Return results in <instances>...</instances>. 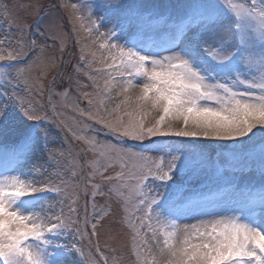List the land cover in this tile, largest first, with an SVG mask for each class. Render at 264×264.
Masks as SVG:
<instances>
[{
  "label": "snow or ice",
  "instance_id": "1",
  "mask_svg": "<svg viewBox=\"0 0 264 264\" xmlns=\"http://www.w3.org/2000/svg\"><path fill=\"white\" fill-rule=\"evenodd\" d=\"M71 10L74 28L93 37L81 59L90 54L88 66L106 73L97 95L118 90L114 111L126 109L115 120L76 110L140 142L77 137L105 162L93 161L89 176L122 202L135 264H264V0H89ZM0 19L9 31L16 24L6 6ZM43 24L38 16L26 26L27 47L16 24L19 49H0V264H108L98 245L87 256L80 246L107 214L96 210L101 184L40 178L53 157L52 125L64 124L51 93V115L28 98L43 91L25 75L30 53L46 47ZM209 139L226 143L210 149L201 142ZM115 164V176L100 171Z\"/></svg>",
  "mask_w": 264,
  "mask_h": 264
},
{
  "label": "rangeland",
  "instance_id": "2",
  "mask_svg": "<svg viewBox=\"0 0 264 264\" xmlns=\"http://www.w3.org/2000/svg\"><path fill=\"white\" fill-rule=\"evenodd\" d=\"M88 2L89 0H0V13L4 11L6 6L11 18L23 29V42L26 47L27 42L34 38L32 31L26 26L31 25L38 14L44 16L42 27L46 32L47 39L38 40V44H45L46 47L43 53L40 52L39 47L30 53L31 60L35 63H33L31 70L25 73L29 80H39L43 85V91L42 94H38L33 90L32 95L28 98L38 102L43 106V110L51 115L52 110L49 104L51 93V103L55 105L57 114L56 119L63 121L64 124L59 127L56 124L52 125L54 142L50 147L53 157L44 164L46 171L40 178L51 181L53 185H59L61 180L81 185L86 184L88 180H91L92 183L101 184L105 195H98L95 198L97 213L101 208L107 212L97 227L101 247L111 262L115 257L117 264H135L133 233L128 222L124 219L126 214L122 208V202L109 192L108 183L104 182L100 175L89 176V173L93 172L91 163L101 158L98 152L92 151L88 144L77 138L80 136L95 137L96 141L101 144H120L123 141L121 146L124 147L140 143L126 137L117 138L103 123H98L96 119H89L87 115H80L79 111L76 110L78 107V109L85 110L86 113H98V118L103 117L105 120H115L118 115H123L126 111L123 105L119 111H114L122 100L121 96L116 95L118 90L106 94L110 97L107 99L104 98V93L97 95L96 84L103 88L106 73L94 70L102 67L99 63H93L91 67L88 66V62L92 59L90 54H86L85 59H81L82 49L88 53L86 45L92 44L93 37L81 30L79 24H76L74 28V14L71 5L87 4ZM76 14L86 16L87 10L81 9ZM16 24H13L11 31H9L8 25L0 19V40L5 37L8 38L5 44L0 45L4 55H7L9 51L19 49L17 38L20 36V32L17 30ZM85 24H87L86 21ZM92 48L97 50L98 54H102L97 46L93 45ZM89 76L93 79H89ZM23 88L24 86L21 84V94L25 95ZM90 99L93 100L92 105L88 102ZM101 99H103V107L100 106ZM127 111H131V107ZM165 139L175 141L193 138L168 137ZM201 142L207 144L210 149L221 143H226L212 139ZM144 143H148L147 139ZM74 144L82 148L80 149L82 154L74 149ZM40 162L44 163V160ZM103 163L105 162L101 159V164ZM119 170L118 164L109 167L107 171L103 167L100 168L104 176H115ZM73 171L76 172L75 176L72 175ZM59 199V197L56 198V200ZM85 201L86 197L82 198L78 204L81 213H83ZM59 208L60 205L57 203L56 210ZM65 211H67L66 208ZM93 223H95L94 219ZM80 246L86 256L89 251L92 252L89 236L80 242ZM101 264H103L102 261Z\"/></svg>",
  "mask_w": 264,
  "mask_h": 264
},
{
  "label": "bare ground",
  "instance_id": "3",
  "mask_svg": "<svg viewBox=\"0 0 264 264\" xmlns=\"http://www.w3.org/2000/svg\"><path fill=\"white\" fill-rule=\"evenodd\" d=\"M189 223H191V222H194V221H188Z\"/></svg>",
  "mask_w": 264,
  "mask_h": 264
}]
</instances>
